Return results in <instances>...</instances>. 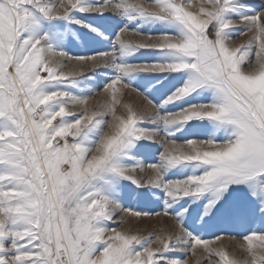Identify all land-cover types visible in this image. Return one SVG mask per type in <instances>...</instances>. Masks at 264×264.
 Instances as JSON below:
<instances>
[{
	"label": "snow or ice",
	"instance_id": "1",
	"mask_svg": "<svg viewBox=\"0 0 264 264\" xmlns=\"http://www.w3.org/2000/svg\"><path fill=\"white\" fill-rule=\"evenodd\" d=\"M193 258L264 264V0H0V264Z\"/></svg>",
	"mask_w": 264,
	"mask_h": 264
},
{
	"label": "rangeland",
	"instance_id": "2",
	"mask_svg": "<svg viewBox=\"0 0 264 264\" xmlns=\"http://www.w3.org/2000/svg\"><path fill=\"white\" fill-rule=\"evenodd\" d=\"M259 0H253V3H258ZM94 22L106 25L113 23L112 21L102 19V18H94ZM240 39H247V37H241ZM239 42V41H237ZM106 46V44L104 45ZM74 49L78 48V44L76 42H73L71 45ZM91 77V80L88 81V86L92 87L95 85H99L100 87L103 86L104 83L107 82L109 76L111 75L110 72L107 70H98L95 74H89ZM124 103L131 104L133 107L137 108H143L146 105V102L143 100L142 97L137 96L135 93L127 92L123 97ZM106 102V96L104 94H94L90 104L94 106L102 105ZM140 175H144V173H140ZM125 206H131L133 208L135 207H144L143 204L138 203L136 200L132 198H126ZM151 207H155L157 211L160 210V208L157 205H151ZM125 218L126 223L123 225L124 228L132 227L133 230L139 229L141 231V234H148L149 231L155 229L157 232H159L162 229H168L170 225L173 224V221L171 218H150L145 221H133L131 217H126L124 213H120V215L117 217V219ZM224 226H221V230H223ZM229 230L231 229V226H228ZM224 245H226L230 251H235L237 255H241V253L237 250L236 244L237 241L230 240L227 237L223 240ZM243 258V257H241ZM190 264H194V258L190 259Z\"/></svg>",
	"mask_w": 264,
	"mask_h": 264
}]
</instances>
